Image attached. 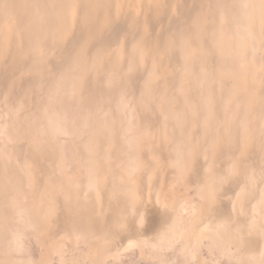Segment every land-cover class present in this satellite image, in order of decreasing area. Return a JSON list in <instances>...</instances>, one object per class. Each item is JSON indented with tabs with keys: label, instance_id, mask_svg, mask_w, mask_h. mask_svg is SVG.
Wrapping results in <instances>:
<instances>
[{
	"label": "rangeland",
	"instance_id": "rangeland-1",
	"mask_svg": "<svg viewBox=\"0 0 264 264\" xmlns=\"http://www.w3.org/2000/svg\"><path fill=\"white\" fill-rule=\"evenodd\" d=\"M0 264H264V0H0Z\"/></svg>",
	"mask_w": 264,
	"mask_h": 264
}]
</instances>
